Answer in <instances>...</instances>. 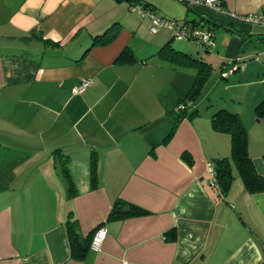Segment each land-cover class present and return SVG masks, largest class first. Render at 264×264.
<instances>
[{
    "label": "crops",
    "instance_id": "obj_1",
    "mask_svg": "<svg viewBox=\"0 0 264 264\" xmlns=\"http://www.w3.org/2000/svg\"><path fill=\"white\" fill-rule=\"evenodd\" d=\"M143 1L159 14L156 0ZM133 3L0 0V264L264 262V189L250 192L232 164L223 195L207 170L230 155L229 133L210 122L226 108L239 114L264 178V114L256 110L264 101V24L186 5L184 18L214 29L213 45L202 50L186 38L171 45L211 71L192 104L198 113L183 116L162 142L195 68L158 54L170 35L163 27L151 34ZM223 7L254 13L264 0H223ZM110 27L107 42L92 44ZM124 49L130 61L117 60ZM235 62L243 69L223 76ZM84 78L90 85L74 92ZM116 198L148 213L109 218ZM75 219L82 237L106 229L101 247L82 258L67 235Z\"/></svg>",
    "mask_w": 264,
    "mask_h": 264
},
{
    "label": "trees",
    "instance_id": "obj_2",
    "mask_svg": "<svg viewBox=\"0 0 264 264\" xmlns=\"http://www.w3.org/2000/svg\"><path fill=\"white\" fill-rule=\"evenodd\" d=\"M131 1L140 3L143 7H149V3L144 2L143 0ZM173 20L178 21V19ZM181 21H191L198 26H203L202 20L196 21L184 18ZM211 29L214 31L213 28ZM112 35L113 30L111 29V27L107 28L104 32L97 34L93 37L92 44L105 43L112 37ZM170 35V39L158 49V54L173 65L185 67L193 66L195 68V75L194 80L188 91L185 93L184 96L178 99L176 105L170 111L174 118V122L169 132L164 136L162 142L167 141L173 135L179 120L183 116L191 117L198 113L196 109H192V104L200 93L202 83L211 71V65L202 58L194 57L188 52H185L180 49H175L171 45V40L174 38L171 31ZM186 39H189L191 41L196 42V44L201 45L196 40L194 35H190ZM204 48L210 49L209 46H204ZM132 58L133 54L130 53L129 50L124 49L118 55L117 60L121 62H127L130 61ZM180 104L182 105V107L177 108L176 106ZM256 110H258L259 113L264 114V101L259 103V105L256 107ZM210 122L212 128L219 131L227 132L230 135V155L214 158V160L211 162L214 168L212 184L218 188L220 194H226L230 187L231 181L233 179L232 164L237 167L238 173L243 179L246 188L250 192H255L264 189V178H262V176L255 171L252 160L248 155V140L246 129L244 127V124L242 123V120L240 119L239 114L237 112L230 111L226 108H219L211 114ZM63 171H65L66 175L68 176V190L69 194H72L74 185L65 165L63 167ZM146 213H148L146 209L134 203L116 198L112 203L108 217L125 218L131 215H143ZM76 223V219L67 221V235L72 255L76 258H82L85 255L87 249L90 247V242L96 228L92 229V231L87 236L82 237L79 233L78 226ZM259 264H264V262H260Z\"/></svg>",
    "mask_w": 264,
    "mask_h": 264
},
{
    "label": "built area",
    "instance_id": "obj_3",
    "mask_svg": "<svg viewBox=\"0 0 264 264\" xmlns=\"http://www.w3.org/2000/svg\"><path fill=\"white\" fill-rule=\"evenodd\" d=\"M188 4L190 7L194 6H205L212 11L220 13H228L233 19L248 22V23H262L264 24V7L261 10L254 13L247 14H237L228 12L223 7V0H180ZM131 10L140 13L142 16L149 18L150 27L149 31L151 34H155L161 27H167L176 39L187 38L190 35H194L196 40L204 46L211 47L213 45L214 31L205 26H198L191 21L179 22L173 19L165 18L157 14L154 10L148 7H143L140 3H133L130 6ZM244 63H233L228 69L222 70V75L226 76L228 73L237 71L238 69H243ZM90 85V80L87 78L82 79V81L74 87V92H82ZM177 108L182 107V105H177ZM210 177L208 182L212 183V178L214 174V168L211 163H209L207 168ZM106 236V229L104 227H98L91 239L90 248L98 250ZM126 264V262H124Z\"/></svg>",
    "mask_w": 264,
    "mask_h": 264
},
{
    "label": "rangeland",
    "instance_id": "obj_4",
    "mask_svg": "<svg viewBox=\"0 0 264 264\" xmlns=\"http://www.w3.org/2000/svg\"><path fill=\"white\" fill-rule=\"evenodd\" d=\"M153 1H155V0H153ZM155 3L157 4L159 15H163L165 18L171 19V18L175 17L178 19L179 22H181V20L185 17V15L186 14L188 15V13L186 12V4L183 1H180V0H156ZM131 12H134V14H138V16H140V17L142 16L140 13H137L135 11L131 10ZM191 14H189V15H191ZM141 18H143V16ZM163 28H164V30L166 29L170 35L169 29H167V27H163ZM172 41H175V38H173ZM23 44L27 45L26 42H24ZM40 45L41 44H38L37 46L41 47ZM199 46L202 50L204 49L203 45H199ZM23 47L25 48V46H23ZM3 49H4V47H3Z\"/></svg>",
    "mask_w": 264,
    "mask_h": 264
}]
</instances>
